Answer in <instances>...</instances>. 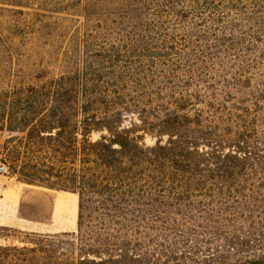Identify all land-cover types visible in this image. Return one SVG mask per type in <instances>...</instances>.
Here are the masks:
<instances>
[{
    "label": "trees",
    "instance_id": "1",
    "mask_svg": "<svg viewBox=\"0 0 264 264\" xmlns=\"http://www.w3.org/2000/svg\"><path fill=\"white\" fill-rule=\"evenodd\" d=\"M80 5L65 70L21 66ZM1 85L4 160L78 220L0 226V264H264V0H0Z\"/></svg>",
    "mask_w": 264,
    "mask_h": 264
},
{
    "label": "rangeland",
    "instance_id": "2",
    "mask_svg": "<svg viewBox=\"0 0 264 264\" xmlns=\"http://www.w3.org/2000/svg\"><path fill=\"white\" fill-rule=\"evenodd\" d=\"M82 5L77 6L71 11L64 13H48L47 20L50 22V27L47 30L35 31L32 34L23 35H8L18 43L21 47H27L28 51L33 53V56H25L20 65L32 69L35 64L44 63L47 64L48 75H59L63 70V66L59 63V60L63 55V49L66 47H72L77 43V39L82 36ZM30 14L28 18L34 19L32 15L33 9H24ZM50 33V35H48ZM22 41L27 44L23 45ZM49 41V42H47ZM45 43H48L47 45ZM45 51V52H44ZM30 52V53H31ZM39 52V54H38ZM3 85L0 86L2 88ZM21 134H13L12 136H20ZM10 137L8 132L0 131V165H4L7 168L6 174H0V185H3L4 181H8L6 177H12L15 181L19 178L20 173L12 171L9 164L4 160L5 154L2 152V145ZM147 144H152L150 139H147ZM23 159L17 163V168L24 167ZM19 191H29V199L26 198L24 203L27 206L22 207L20 212L17 213V207L14 204L15 190H10L6 196V206L2 208L1 225L3 227H10L23 232L39 233V234H56L64 231L62 226H59L55 221L60 211L55 212V218L52 216V201L54 199L61 198L62 196L71 200L72 195L57 193L56 191L49 190L47 188L38 185H19ZM17 190V189H16ZM61 203L58 201V207ZM58 210V208H57ZM19 215V216H18ZM20 219V220H19ZM27 219V221L25 220ZM55 219V220H54ZM71 222L67 228H70ZM23 239V236L17 235Z\"/></svg>",
    "mask_w": 264,
    "mask_h": 264
},
{
    "label": "crops",
    "instance_id": "3",
    "mask_svg": "<svg viewBox=\"0 0 264 264\" xmlns=\"http://www.w3.org/2000/svg\"><path fill=\"white\" fill-rule=\"evenodd\" d=\"M8 181H4L3 185H0V221L2 218V208L6 206V196L8 191L15 190V194L12 195L14 198V204L17 207V213L20 212L22 207L27 206L26 198L29 199V191H19L21 187L19 185H23L22 182L16 180L12 177H6ZM17 189V190H16ZM57 193H64L72 195L71 200L67 199L66 197L62 196L61 198H56L52 201V216L55 218V212L60 211V214L56 218V222L59 226L64 228V231L60 233H74L77 230V220H78V196L72 193H67L63 191H56ZM58 201L61 205H58ZM58 208V210H57ZM19 216V215H18ZM20 220V219H19ZM27 221V219H25ZM69 221L71 222L70 228H67L69 225ZM0 226L3 227V225ZM59 234V233H56Z\"/></svg>",
    "mask_w": 264,
    "mask_h": 264
},
{
    "label": "built area",
    "instance_id": "4",
    "mask_svg": "<svg viewBox=\"0 0 264 264\" xmlns=\"http://www.w3.org/2000/svg\"><path fill=\"white\" fill-rule=\"evenodd\" d=\"M7 173V168L4 165H0V174H6Z\"/></svg>",
    "mask_w": 264,
    "mask_h": 264
}]
</instances>
